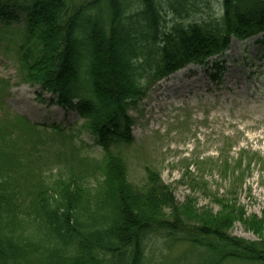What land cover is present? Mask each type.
Listing matches in <instances>:
<instances>
[{"label": "trees", "instance_id": "trees-1", "mask_svg": "<svg viewBox=\"0 0 264 264\" xmlns=\"http://www.w3.org/2000/svg\"><path fill=\"white\" fill-rule=\"evenodd\" d=\"M29 2L0 0V48L13 54L22 82L79 114L103 155H82L73 132L53 125L46 140L61 149L56 158L67 171L47 179L33 169L37 158L20 159L16 149L26 136L40 140L48 128L20 115L1 117L11 126H0V264H145L149 239L161 233L167 248L156 264H264V238L230 233L234 218H245L235 203L221 200L216 214L193 199L180 204L150 168L134 184L119 152L134 142L130 111L160 80L188 64L208 67L233 38L264 35V0H221L219 19H177L168 27L160 0H138L136 22L128 0ZM184 5L172 8L181 14ZM9 87L0 78V103ZM30 175L40 176L32 184ZM236 189L234 182L232 193ZM24 191L32 195L29 206ZM263 224L249 223L257 234ZM179 243L184 250L174 255Z\"/></svg>", "mask_w": 264, "mask_h": 264}, {"label": "rangeland", "instance_id": "rangeland-1", "mask_svg": "<svg viewBox=\"0 0 264 264\" xmlns=\"http://www.w3.org/2000/svg\"><path fill=\"white\" fill-rule=\"evenodd\" d=\"M84 1L68 0L73 5ZM128 1L133 3L128 16L136 22L138 0ZM160 1L167 27L177 19L202 22L221 17V0ZM179 2L185 4L181 14L172 8V4L177 6ZM139 26L135 31H140ZM214 61L219 62L218 67ZM0 78L10 84L0 103V119L7 113L9 118L20 115L38 124L40 130L48 128L40 140L26 141V136L17 144L20 159L37 158L33 164L36 174L42 173L48 179L67 171L56 158L61 149L52 140H46L53 125L73 132L75 143L84 145L82 155L101 158L102 149L83 128L84 120L79 114L53 103L56 97L43 93L40 87L22 82L13 54H4L1 48ZM130 115L134 119V142L121 146L119 152L128 165L131 182L141 184L150 168L171 185L180 204L193 199L197 208L216 214L221 211V200H231L245 214L244 221L234 218L231 235L249 241L264 238V224L261 234L249 225L254 219L264 221V140L254 139L264 135L263 35L244 42L233 39L228 51L210 59L209 67L189 64L164 78ZM9 118L0 126L10 127ZM243 173V180L237 181L236 177ZM39 176L30 175L29 183L34 184ZM90 181L95 184L93 178ZM234 182L237 189L232 193ZM29 191L22 196L27 206L33 200ZM167 238L161 233L149 239L145 264L159 262L160 253L167 248ZM183 250L184 245L179 243L172 252L177 255Z\"/></svg>", "mask_w": 264, "mask_h": 264}, {"label": "bare ground", "instance_id": "bare-ground-1", "mask_svg": "<svg viewBox=\"0 0 264 264\" xmlns=\"http://www.w3.org/2000/svg\"><path fill=\"white\" fill-rule=\"evenodd\" d=\"M22 111V110H21ZM254 139L256 140V141H258V142H261L262 140H264V135H262V136H256V137H254Z\"/></svg>", "mask_w": 264, "mask_h": 264}]
</instances>
